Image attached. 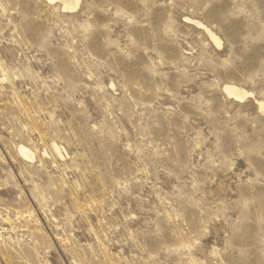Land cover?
I'll list each match as a JSON object with an SVG mask.
<instances>
[{
  "label": "rangeland",
  "instance_id": "obj_1",
  "mask_svg": "<svg viewBox=\"0 0 264 264\" xmlns=\"http://www.w3.org/2000/svg\"><path fill=\"white\" fill-rule=\"evenodd\" d=\"M61 2L0 0V264H264V0Z\"/></svg>",
  "mask_w": 264,
  "mask_h": 264
},
{
  "label": "bare ground",
  "instance_id": "obj_2",
  "mask_svg": "<svg viewBox=\"0 0 264 264\" xmlns=\"http://www.w3.org/2000/svg\"><path fill=\"white\" fill-rule=\"evenodd\" d=\"M50 1V0H49ZM63 1V4H62V2H61V5H63V6H61V8H63V9H65V8H67V9H72V8H75V6H76V4H78V0H62ZM60 2V1H59ZM198 25L200 24V23H198V22H196ZM215 39V38H214ZM215 42L217 43V44H219V41L217 40V39H215ZM224 90L226 91V93L228 94V95H232L233 97H235L234 99H242L244 96H246L245 94H247L246 93V91L245 90H242L241 88H238V87H236V86H234V85H225L224 86ZM250 95V94H249ZM260 107H263L262 106V103L260 102ZM54 149L56 150V151H58V148H57V146H54ZM18 151H19V154L23 157V158H26V159H28V160H30V159H32L33 157H34V154H33V152H31L27 147H25V146H22V145H20L19 146V148H18Z\"/></svg>",
  "mask_w": 264,
  "mask_h": 264
}]
</instances>
